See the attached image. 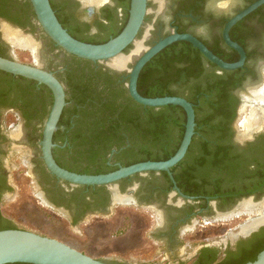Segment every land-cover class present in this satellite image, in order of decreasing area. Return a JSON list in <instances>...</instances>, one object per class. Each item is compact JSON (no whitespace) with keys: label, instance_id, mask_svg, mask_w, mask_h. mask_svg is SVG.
I'll list each match as a JSON object with an SVG mask.
<instances>
[{"label":"flooded vegetation","instance_id":"af4514ba","mask_svg":"<svg viewBox=\"0 0 264 264\" xmlns=\"http://www.w3.org/2000/svg\"><path fill=\"white\" fill-rule=\"evenodd\" d=\"M26 1H9V17L0 15V55L17 59V51L23 48L38 59L29 64L52 72L63 84L67 104L53 136L58 164L77 173L104 174L145 158V148L153 152L149 160L164 158L167 152L175 154L185 133L184 108L129 105L130 72L119 71L107 61L87 60L65 51L44 31L33 6L28 8ZM256 1L148 0V13L137 38L152 46L174 32L189 33L224 61L238 62L241 53L226 43L224 30L234 16ZM51 4L71 35L99 44L124 29L131 0L95 4L87 0H51ZM9 26L20 29L34 46L14 44L5 30ZM202 26H206L207 36L198 32ZM229 34L245 50L242 67L220 68L189 42L190 59L177 65L184 71L178 79L165 81L167 88L177 93L167 96L188 99L196 114L187 154L171 169L186 196L176 190L165 171L136 173L96 186L59 179L47 168L41 145L53 104L52 90L36 80L0 70V204L7 197H18L16 191L22 190V179L29 178L38 208L67 221L70 227H81L86 232L88 226L124 222L137 226L139 234L127 249L114 246L121 254L145 246L142 229L144 232L147 227L152 243L160 244L159 254L173 258L170 264H195L200 258L208 264L214 255L216 263L237 264L238 257L253 253L258 241L264 239V224L250 233L243 232L242 227L264 212V4L235 23ZM135 48V43L131 44L125 54L131 55ZM194 59L201 68L188 75L185 69L195 64ZM177 67L172 74L177 75ZM231 80L232 87L217 91V83ZM149 109L165 124L155 137L147 139L143 126L149 119ZM177 176L189 192L180 186ZM5 218L11 221L5 228H17L13 219ZM228 221L245 222L225 227ZM216 223L221 225L217 237L193 238L197 229L204 231ZM205 249L209 250L204 254Z\"/></svg>","mask_w":264,"mask_h":264},{"label":"water","instance_id":"95a60500","mask_svg":"<svg viewBox=\"0 0 264 264\" xmlns=\"http://www.w3.org/2000/svg\"><path fill=\"white\" fill-rule=\"evenodd\" d=\"M30 2L41 27L48 36L65 51L87 60L107 61L111 67L119 71L128 70L130 72L127 85L128 90L130 96L137 103L150 107L177 105L184 108L187 114L184 137L176 153L169 159L161 161H141L128 166H121L112 172L104 174H82L73 172L60 166L53 154L54 132L64 107L67 104L66 92L63 84L52 72L41 68L38 64L32 65L19 61L16 58L0 55L1 71L36 80L39 83L47 85L52 90L53 104L43 130L41 142L43 159L50 172L59 179L76 185L96 186L112 184L136 173L165 171L174 182L176 190H178L181 195L186 196L178 187L171 169L186 156L192 142L196 126L194 106L188 99L181 96L146 97L142 95L138 90L140 73L143 67L155 55L177 41L192 43L194 47L200 50L204 57L217 64L220 68L234 70L242 67L246 57L245 50L241 45L231 39L229 32L235 23L264 4V0H258L249 5L246 9L234 16L225 27L224 37L226 43L241 53V59L233 63L226 62L218 57L203 41L189 33L174 32L165 38H161L152 46H147L145 40L139 41L137 36L144 24L146 14L148 13V0H131L129 18L124 29L117 36L99 44L85 42L71 35L59 20L51 4V0H30ZM9 27L22 35L20 29L12 26ZM133 43H135L136 48L131 55L128 56L125 54V50ZM135 51L139 53L137 52L138 54L134 55ZM119 57H130L123 68L112 65V61ZM129 63H133L132 68H129ZM263 224L264 221H261L252 230L246 233L258 229ZM14 262L34 264H110L106 260L95 258L54 237L21 228L0 229V264ZM246 264H264V250L258 254L255 261Z\"/></svg>","mask_w":264,"mask_h":264},{"label":"rangeland","instance_id":"374dc122","mask_svg":"<svg viewBox=\"0 0 264 264\" xmlns=\"http://www.w3.org/2000/svg\"><path fill=\"white\" fill-rule=\"evenodd\" d=\"M11 40L15 44V41L13 39ZM16 57L22 62H38L37 57H33L23 48L17 51ZM29 184V178L22 179V190L16 191L18 197H7L0 204V214L13 219L14 221L12 222L17 225V228L27 229L57 238L98 259H119L136 263L153 264L172 263V257L159 254L161 252L160 244H154L150 240L147 231L149 227L145 229L147 232H143L142 229V239L144 240L142 246L145 243L142 249L136 251L131 250L121 254L113 249L114 246H118L119 250L127 249L126 247H129V242L134 241L137 233L139 234L137 226L134 227L128 222L105 227L88 226L86 232L81 231V227H70L67 225V221L61 218L58 219L53 214L48 215L38 208L39 206L35 204L32 196L36 191H30ZM244 222L228 221L229 225L225 227H235L237 223L239 226ZM220 223H216L215 226L208 225L204 231L197 229L194 232L193 238L200 240L209 236L217 237L220 234ZM129 230L132 231L129 232ZM125 232L126 234H124ZM107 249L110 250L107 252Z\"/></svg>","mask_w":264,"mask_h":264},{"label":"trees","instance_id":"16d2710c","mask_svg":"<svg viewBox=\"0 0 264 264\" xmlns=\"http://www.w3.org/2000/svg\"><path fill=\"white\" fill-rule=\"evenodd\" d=\"M9 1L12 0H0V15H4L9 17V15L7 14V5H9ZM26 6L28 8H31V3L30 1H26L25 2ZM35 12L33 11V14ZM178 44H183L182 47H179ZM191 47L192 45L189 42L186 41H180L177 43H174L172 45H170L169 47H167L166 49H164L163 51H161L158 55L157 58L153 59L152 62L148 63L145 68L143 69V72L141 74L140 80H139V91L142 95L146 96V97H163V96H167V95H176V91H171L167 88L166 86V80H174V79H178L181 75V73L184 71L183 68L181 67H177L178 64L180 63H184L187 62L191 55ZM198 60H200L199 57H197ZM194 63L189 67H187L186 73L188 75H192L195 73V71H198L201 66H200V62L197 61L195 62L194 59ZM199 64V65H196ZM189 66V65H188ZM178 68L177 70V75L172 74V70H174V68ZM148 70H150L149 72H147ZM1 72V71H0ZM8 74V73H7ZM24 78V77H22ZM232 80L231 81H225V82H219L217 83L215 86L217 87V91L219 93H221L222 91H225L226 89H229L230 87L233 86L232 84ZM128 101H129V105L131 106H143L142 104L137 103L134 99H132L130 96L127 97ZM170 106H174V105H170ZM151 108V107H148ZM150 111L148 112L149 114V119L146 121L144 127L145 130V137L148 139L150 137H155L157 134V131L159 130V128L163 127L165 124V121L162 118H158L156 116V112L153 109H149ZM125 115H123L124 118ZM126 118L124 119V122L126 123ZM128 124V123H127ZM153 152H151V150L145 148L143 150V154L145 155V158H142L140 160H136L134 162H130L128 165L133 164V163H137L141 162V161H147L149 160L151 154ZM174 155V152H167L165 154L164 158H160L158 156H156L155 158H153L155 161H160V160H167L169 159L171 156ZM176 179L180 182V177H176ZM180 186L183 187L185 189V191L189 192L185 187V184L181 181L180 182ZM11 221L7 220L3 215L0 214V229H8L5 228L6 224L10 223ZM12 228H16V227H12ZM209 249H205L203 252L204 254L208 251ZM264 250V239L263 240H259L258 241V246L257 248H255V251L253 253L247 254L245 253L244 255H241L240 257H238V263L237 264H246L248 262L251 261H255L258 254ZM208 264H226L224 262H218L216 263L215 261V255L212 256L211 258L208 259ZM6 264H34V263H27V262H14V263H6ZM143 264H153V263H143ZM180 264H184V263H180ZM195 264H206V262L203 261V258H200L196 261Z\"/></svg>","mask_w":264,"mask_h":264},{"label":"bare ground","instance_id":"6f19581e","mask_svg":"<svg viewBox=\"0 0 264 264\" xmlns=\"http://www.w3.org/2000/svg\"><path fill=\"white\" fill-rule=\"evenodd\" d=\"M87 1L90 2V3H94L95 4V3L102 2L104 0H87ZM5 30H6L7 35L10 37V39H13L15 41V44H18V45H21V46H24V47H33L34 46V43H33V41L31 39H29L27 37H24L23 35H21L20 33L16 32L13 29H11L10 27H5ZM137 52L138 51H135L134 55L139 53V52L138 53ZM129 59H130V57H128V58H123V57L116 58V59H114L112 61V65H114L115 67H118V68H123L126 65V63H127V60H129ZM263 220H264V212L262 213V215L258 219L254 220V221H251L249 223H246L242 227V231L243 232L250 231L258 223H260Z\"/></svg>","mask_w":264,"mask_h":264},{"label":"clouds","instance_id":"9594fccd","mask_svg":"<svg viewBox=\"0 0 264 264\" xmlns=\"http://www.w3.org/2000/svg\"><path fill=\"white\" fill-rule=\"evenodd\" d=\"M198 32L201 34V35H204V36H207V28L206 26H202L198 29Z\"/></svg>","mask_w":264,"mask_h":264}]
</instances>
